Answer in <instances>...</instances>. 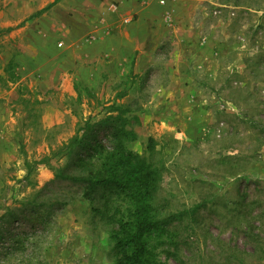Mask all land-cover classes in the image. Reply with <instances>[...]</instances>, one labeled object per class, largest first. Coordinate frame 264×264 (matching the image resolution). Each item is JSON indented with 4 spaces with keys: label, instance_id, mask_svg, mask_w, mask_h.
<instances>
[{
    "label": "rangeland",
    "instance_id": "obj_1",
    "mask_svg": "<svg viewBox=\"0 0 264 264\" xmlns=\"http://www.w3.org/2000/svg\"><path fill=\"white\" fill-rule=\"evenodd\" d=\"M95 4L0 0V264H115L113 226L92 210L102 202L57 176L75 174L94 140L110 147L109 115L136 133L129 149L162 165L165 212L205 204L189 264H264L244 232L264 239V0H175L189 84L158 72L184 64V46L164 36L144 74L114 67L101 38L124 15ZM89 131L84 148L66 147Z\"/></svg>",
    "mask_w": 264,
    "mask_h": 264
},
{
    "label": "trees",
    "instance_id": "obj_2",
    "mask_svg": "<svg viewBox=\"0 0 264 264\" xmlns=\"http://www.w3.org/2000/svg\"><path fill=\"white\" fill-rule=\"evenodd\" d=\"M121 118V115H109L101 121V125L109 124L110 147L99 140L85 147L84 141L93 135L92 131L83 137L77 133L66 147H85V153L76 156L75 174L65 176L58 169L57 176L78 183L82 198L91 203L102 202L101 207L93 206L92 210L106 224L113 226L115 264H167L163 258L189 264L193 257L188 248V236L193 232L192 223L196 222L197 211L205 204L196 203L170 212L157 204L163 167L126 146L127 141L135 140L136 133L125 129V119ZM260 130L264 133V126ZM154 147V139L149 138L147 150L150 154ZM256 228L254 231L247 224L245 236L253 243V251L259 249L264 253L260 245L264 239L259 227Z\"/></svg>",
    "mask_w": 264,
    "mask_h": 264
},
{
    "label": "crops",
    "instance_id": "obj_3",
    "mask_svg": "<svg viewBox=\"0 0 264 264\" xmlns=\"http://www.w3.org/2000/svg\"><path fill=\"white\" fill-rule=\"evenodd\" d=\"M96 4V8H100L105 11L109 9L112 3L117 4V9H114L113 13L116 12L124 17H119L113 21V27L108 37H102V49L104 53L111 58V63L114 67L128 65L127 72L144 74L150 67L155 64V57H163L162 45L163 36L167 37L168 40L173 43H177L178 46L183 45L184 52L180 53L178 57L182 63L179 67L177 63L176 68H158V72H166L169 76H178L183 79V83H186L188 71L185 69V64L188 62V58H192L193 55L190 53L187 55V42L184 36L175 35V11L173 9L175 0H169L166 4L160 5L157 2H144L143 0H92ZM87 2L86 5H89ZM136 18L129 21H125L127 16ZM105 16V15H104ZM105 21V20H104ZM106 23V24H105ZM88 21H85V25H88ZM107 26V22H104ZM89 26V25H88ZM106 35L104 32H102ZM96 35L100 34V30L95 31ZM181 38V39H178ZM203 38L197 40L198 45L201 46ZM206 41V40H205ZM181 42V43H180ZM176 45V46H177ZM162 48V49H161ZM189 50V49H188ZM176 55V54H175ZM176 57V56H175ZM133 64V68L129 69ZM156 68V66H155ZM184 77V78H183ZM172 78V77H171ZM187 78V80H186Z\"/></svg>",
    "mask_w": 264,
    "mask_h": 264
},
{
    "label": "built area",
    "instance_id": "obj_4",
    "mask_svg": "<svg viewBox=\"0 0 264 264\" xmlns=\"http://www.w3.org/2000/svg\"><path fill=\"white\" fill-rule=\"evenodd\" d=\"M144 2H157L158 4H160V5H164L166 2H167V0H143ZM132 19V16H127V17H125V21L127 22V21H129V20H131Z\"/></svg>",
    "mask_w": 264,
    "mask_h": 264
}]
</instances>
